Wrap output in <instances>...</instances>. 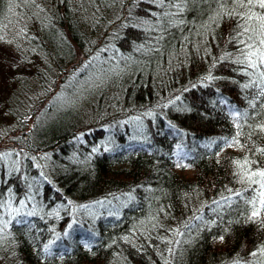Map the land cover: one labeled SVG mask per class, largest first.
<instances>
[{"label": "trees", "instance_id": "16d2710c", "mask_svg": "<svg viewBox=\"0 0 264 264\" xmlns=\"http://www.w3.org/2000/svg\"><path fill=\"white\" fill-rule=\"evenodd\" d=\"M0 264H264L260 0H0Z\"/></svg>", "mask_w": 264, "mask_h": 264}, {"label": "snow or ice", "instance_id": "6c2138e0", "mask_svg": "<svg viewBox=\"0 0 264 264\" xmlns=\"http://www.w3.org/2000/svg\"><path fill=\"white\" fill-rule=\"evenodd\" d=\"M261 7H264V0H260ZM256 213H254L255 215Z\"/></svg>", "mask_w": 264, "mask_h": 264}]
</instances>
